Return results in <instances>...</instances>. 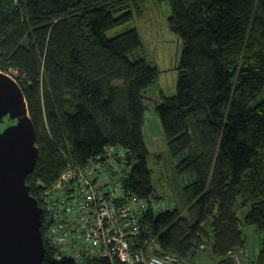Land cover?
Segmentation results:
<instances>
[{"label":"trees","instance_id":"1","mask_svg":"<svg viewBox=\"0 0 264 264\" xmlns=\"http://www.w3.org/2000/svg\"><path fill=\"white\" fill-rule=\"evenodd\" d=\"M148 2H168V28L182 44L177 93H162L156 108L179 198L164 211L143 132V100L159 70L135 59L144 48L131 26ZM11 71L36 130L39 159L26 184L40 207L67 158L85 166L121 146L125 197L146 202L136 251L152 244L149 255L191 264L209 239L223 261L246 248L242 225L264 234V0H3L0 72ZM44 242V264H78L57 261L65 248Z\"/></svg>","mask_w":264,"mask_h":264},{"label":"built area","instance_id":"2","mask_svg":"<svg viewBox=\"0 0 264 264\" xmlns=\"http://www.w3.org/2000/svg\"><path fill=\"white\" fill-rule=\"evenodd\" d=\"M15 75H17L15 73ZM17 81V80H16ZM126 151L109 146L85 166L68 159V167L59 180L44 191V239L56 251V260L82 264L83 260L107 258L122 264H172L170 256L160 258L146 251H136L133 239L144 228L132 198L125 197L122 166ZM129 171H124V176ZM143 210L146 202H135Z\"/></svg>","mask_w":264,"mask_h":264},{"label":"water","instance_id":"3","mask_svg":"<svg viewBox=\"0 0 264 264\" xmlns=\"http://www.w3.org/2000/svg\"><path fill=\"white\" fill-rule=\"evenodd\" d=\"M16 80L12 71L0 72V264H44L45 212L26 184L39 159L38 140Z\"/></svg>","mask_w":264,"mask_h":264},{"label":"rangeland","instance_id":"4","mask_svg":"<svg viewBox=\"0 0 264 264\" xmlns=\"http://www.w3.org/2000/svg\"><path fill=\"white\" fill-rule=\"evenodd\" d=\"M170 15L171 9L168 2H148L140 15L134 12V19L131 23V26L137 29L144 48L141 55L136 56L135 59H145L159 70L158 83L149 90L143 100L145 106L143 132L145 145L151 154L149 168L151 169L152 181L159 194L164 197L162 211L175 208L177 203L174 201H179L177 194H172L174 189L173 163L168 157V145L156 111L157 106L162 103V93L167 96H173L177 93V69L182 54V44L178 36L168 28ZM124 28L121 27L109 32L108 37L122 33ZM12 72L16 73L15 71ZM155 155H164L165 160L158 162L154 158ZM125 160L126 163L122 166L123 172H118L120 177H125L124 171L129 167L127 156ZM131 200L136 213L140 215L143 210L136 207L135 202L137 201L135 199L132 198ZM246 214L247 210H244L242 217ZM242 232L246 241L244 250L233 252L231 257L221 261L216 259L208 250L210 240L205 239L201 246L203 250L197 252L191 264H256V257L264 243V234L258 233L254 226L245 225H242ZM135 240L131 241L134 242ZM170 260L172 264L178 261L172 256H170Z\"/></svg>","mask_w":264,"mask_h":264},{"label":"bare ground","instance_id":"5","mask_svg":"<svg viewBox=\"0 0 264 264\" xmlns=\"http://www.w3.org/2000/svg\"><path fill=\"white\" fill-rule=\"evenodd\" d=\"M124 149V148H123Z\"/></svg>","mask_w":264,"mask_h":264}]
</instances>
